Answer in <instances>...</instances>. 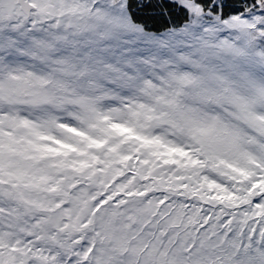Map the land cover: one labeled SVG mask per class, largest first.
<instances>
[{"label":"snow or ice","instance_id":"6c2138e0","mask_svg":"<svg viewBox=\"0 0 264 264\" xmlns=\"http://www.w3.org/2000/svg\"><path fill=\"white\" fill-rule=\"evenodd\" d=\"M0 264H264V0H0Z\"/></svg>","mask_w":264,"mask_h":264}]
</instances>
